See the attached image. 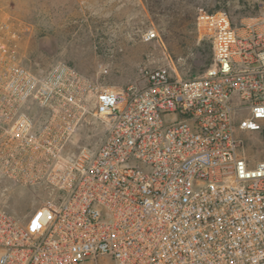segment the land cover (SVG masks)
Wrapping results in <instances>:
<instances>
[{"label":"built area","instance_id":"obj_1","mask_svg":"<svg viewBox=\"0 0 264 264\" xmlns=\"http://www.w3.org/2000/svg\"><path fill=\"white\" fill-rule=\"evenodd\" d=\"M198 26L213 37L203 75L172 63L116 92L63 62L36 72L4 25L0 182L50 200L28 223L0 202V264H264V158L246 144H264V32L225 11ZM90 118L104 137L72 151Z\"/></svg>","mask_w":264,"mask_h":264},{"label":"rangeland","instance_id":"obj_2","mask_svg":"<svg viewBox=\"0 0 264 264\" xmlns=\"http://www.w3.org/2000/svg\"><path fill=\"white\" fill-rule=\"evenodd\" d=\"M225 11L236 30L264 32L255 0H0V34L11 24L12 45L36 72L63 62L116 92L146 85V73L172 63L183 79L203 75L213 63V37L200 31L202 15ZM155 29L160 39L145 41ZM248 135H251L247 133ZM259 137L257 133L253 134ZM104 126L90 118L76 137L74 152L95 149ZM251 155L264 158L261 139H246ZM50 200L46 186L24 187L0 182V202L28 223Z\"/></svg>","mask_w":264,"mask_h":264},{"label":"trees","instance_id":"obj_3","mask_svg":"<svg viewBox=\"0 0 264 264\" xmlns=\"http://www.w3.org/2000/svg\"><path fill=\"white\" fill-rule=\"evenodd\" d=\"M211 65H212V59H211V61H209V62L207 63V67L210 68ZM208 68H207V69H208Z\"/></svg>","mask_w":264,"mask_h":264}]
</instances>
